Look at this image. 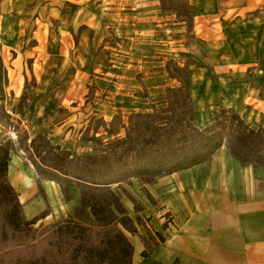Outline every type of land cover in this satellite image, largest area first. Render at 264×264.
<instances>
[{"label":"rangeland","instance_id":"rangeland-1","mask_svg":"<svg viewBox=\"0 0 264 264\" xmlns=\"http://www.w3.org/2000/svg\"><path fill=\"white\" fill-rule=\"evenodd\" d=\"M81 1L86 7L84 14L99 17L95 30H90L83 19L74 29L58 26L53 23L55 11L39 10L44 22L48 20L45 15L50 18L47 26H42L48 29V33L44 32L45 37L47 33L44 48H37L35 38L24 46L23 50L35 53L28 54L23 64L19 62L16 67L13 58L4 62L0 59V140L9 142L10 161L13 155L18 157L21 171L38 183L37 199L44 201L45 211L32 219L27 217L30 212L23 211L26 219L35 222L34 227L40 231L66 219H73L82 226L88 224V212L78 211L84 187L55 168L74 167L79 158L101 147V137L106 135L105 125H112V131H118L113 140L124 139L123 127L128 126L129 116L143 111L152 114L166 111L157 107L162 98H166L170 108L165 118L174 119L168 131L175 135L173 128L180 125L187 131L191 127L190 107L182 110L183 94L169 90L182 87L187 73L180 69L187 71V66L194 62L209 66L211 43L201 39L203 31L199 25L195 27L196 11L186 0H124V7L156 3L151 8L132 11L134 17L126 23L107 16L111 6L119 8L117 13L128 12L119 7L123 0ZM107 2L110 5L106 6ZM40 27L35 25L33 29ZM19 83L23 89H18ZM209 109L214 107L207 108L206 112ZM216 115V122L209 130L222 129L227 142L234 134L250 130L245 119L234 111H219ZM192 124L195 126L192 128L204 131L197 120ZM96 127L100 128L97 133ZM154 134H146L147 141L152 140ZM160 136L166 137L160 132L155 142ZM107 141L109 138L104 137V142ZM261 145L256 150L264 156ZM145 185L140 179H134L120 188L113 187V192L126 214L135 222L140 221L137 230H145L143 236L151 238V218L135 216L142 211L139 197L146 196L153 203ZM77 197L79 202L75 207Z\"/></svg>","mask_w":264,"mask_h":264},{"label":"crops","instance_id":"crops-1","mask_svg":"<svg viewBox=\"0 0 264 264\" xmlns=\"http://www.w3.org/2000/svg\"><path fill=\"white\" fill-rule=\"evenodd\" d=\"M186 1L196 11L201 39L211 43L209 68L195 62L187 66L197 123L209 129L219 111L231 110L245 119L250 130L259 131L264 128V0ZM124 4L123 0L119 7L128 12L117 13L119 8L111 6L105 14L126 23L134 17L132 11L156 5ZM84 6L81 0H0V59L13 58L17 67L35 53L23 50L29 40L37 38V48H44L48 29L42 26L50 18L45 15L44 22L39 10L55 11L52 18L58 26L74 29L83 19L95 30L99 17L84 14ZM35 25L41 27L34 31ZM20 83L17 87L23 89ZM209 107L214 109L206 112ZM11 158L10 183L21 190L20 203L32 219L46 209L44 201L37 199L38 183L32 179L24 199L26 175L20 159ZM145 190L153 203L139 197L142 211L135 216L151 218L152 237L143 236L146 232L140 228L138 235L129 236L133 264H264V167L242 165L224 145L210 161L158 178ZM78 202L77 197L73 205ZM165 215L173 218V225L166 223Z\"/></svg>","mask_w":264,"mask_h":264},{"label":"trees","instance_id":"trees-1","mask_svg":"<svg viewBox=\"0 0 264 264\" xmlns=\"http://www.w3.org/2000/svg\"><path fill=\"white\" fill-rule=\"evenodd\" d=\"M189 79L187 74L182 87L169 90L183 94L182 110L190 107L191 127L187 131H183L184 125L173 128L175 135L168 131L174 119L165 118L170 108L162 98L157 107L166 111L129 116L128 126L123 127L124 139L113 140L118 131L105 125L101 147L79 158L74 167L54 169L84 187L78 211L88 212L86 226L66 219L42 231L35 228L36 223L26 219L19 194L9 181V142L0 140V264H133L129 235L137 234L140 221L126 214L113 187L120 188L134 179L151 184L158 178L191 169L210 161L224 145L242 165L264 167V156L257 151L261 144L264 147V128L236 133L229 142L222 129L192 128L197 113L191 105ZM99 129L96 127L95 132ZM145 131L155 133L152 140L147 141ZM160 132L166 137L160 136L155 142ZM104 137L109 141L104 142Z\"/></svg>","mask_w":264,"mask_h":264},{"label":"bare ground","instance_id":"bare-ground-1","mask_svg":"<svg viewBox=\"0 0 264 264\" xmlns=\"http://www.w3.org/2000/svg\"><path fill=\"white\" fill-rule=\"evenodd\" d=\"M32 181V179L30 177H26L25 181H24V199L28 196V192H29V184ZM32 184V183H31ZM33 185V184H32Z\"/></svg>","mask_w":264,"mask_h":264},{"label":"built area","instance_id":"built-area-1","mask_svg":"<svg viewBox=\"0 0 264 264\" xmlns=\"http://www.w3.org/2000/svg\"><path fill=\"white\" fill-rule=\"evenodd\" d=\"M164 218H166V223H167L168 225H173V224H174V222H173V218H171V217H167L166 215H165Z\"/></svg>","mask_w":264,"mask_h":264}]
</instances>
